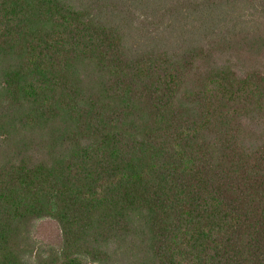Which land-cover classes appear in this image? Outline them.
Wrapping results in <instances>:
<instances>
[{
    "label": "trees",
    "instance_id": "obj_1",
    "mask_svg": "<svg viewBox=\"0 0 264 264\" xmlns=\"http://www.w3.org/2000/svg\"><path fill=\"white\" fill-rule=\"evenodd\" d=\"M42 220L36 264H264V0H0V264Z\"/></svg>",
    "mask_w": 264,
    "mask_h": 264
},
{
    "label": "rangeland",
    "instance_id": "obj_2",
    "mask_svg": "<svg viewBox=\"0 0 264 264\" xmlns=\"http://www.w3.org/2000/svg\"><path fill=\"white\" fill-rule=\"evenodd\" d=\"M49 221L46 220H42L39 222H36L37 225H34L33 229H31V234L28 235L29 239H31L32 241V245H30L27 250L25 246V250L23 251L22 254H24V259L26 260L27 264H36L38 263V253L37 251L40 253V256L42 257V250H39L40 247H42V249H44V247L47 245L49 248L50 247H55L54 242L56 241V238H54V234L52 231L53 236L46 238L44 237V235H49V231H51L48 227H44L43 225L48 224ZM39 223V224H38ZM37 251H36V250ZM39 256V257H40ZM92 264V263H91ZM96 264V263H94Z\"/></svg>",
    "mask_w": 264,
    "mask_h": 264
}]
</instances>
